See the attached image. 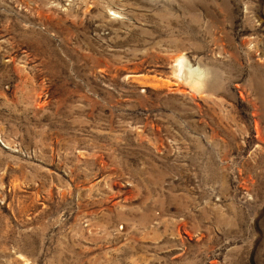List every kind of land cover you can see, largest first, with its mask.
<instances>
[{"label":"rangeland","instance_id":"rangeland-1","mask_svg":"<svg viewBox=\"0 0 264 264\" xmlns=\"http://www.w3.org/2000/svg\"><path fill=\"white\" fill-rule=\"evenodd\" d=\"M0 264H264V0H0Z\"/></svg>","mask_w":264,"mask_h":264},{"label":"bare ground","instance_id":"bare-ground-1","mask_svg":"<svg viewBox=\"0 0 264 264\" xmlns=\"http://www.w3.org/2000/svg\"><path fill=\"white\" fill-rule=\"evenodd\" d=\"M182 56V55H180ZM183 60L185 59H182L181 57H178L177 60V64L175 65L176 66V70H177V75L176 76L177 78H181L180 80H184L186 81V83H189L195 87V86H198V83H199V74L198 72L195 70V69H191L190 67H188L186 65H184V62ZM188 62V61H185V63Z\"/></svg>","mask_w":264,"mask_h":264}]
</instances>
